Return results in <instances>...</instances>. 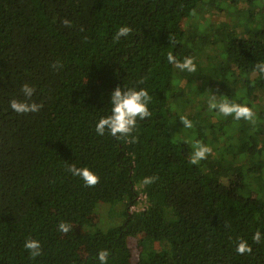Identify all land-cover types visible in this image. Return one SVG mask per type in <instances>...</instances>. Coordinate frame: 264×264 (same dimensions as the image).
<instances>
[{
    "label": "trees",
    "instance_id": "1",
    "mask_svg": "<svg viewBox=\"0 0 264 264\" xmlns=\"http://www.w3.org/2000/svg\"><path fill=\"white\" fill-rule=\"evenodd\" d=\"M203 6L219 13L237 7L242 18L222 33L212 22H194ZM122 26L132 32L115 40ZM169 52L180 62L206 61L213 73L205 83L229 102L253 106L257 142L233 152L212 137L207 159L189 163L193 151L173 138L169 121L173 106L188 102L187 91L174 88L183 71L168 62ZM258 63L264 0H0V264H100L105 249L107 264H264ZM26 83L35 88L32 101L44 106L18 114L10 101L25 99ZM116 87L144 88L152 97L151 117L138 119L132 133L135 143L95 130L111 114ZM207 129L192 141L206 144ZM72 164L90 169L99 183L87 186L67 171ZM145 177L158 179L144 185ZM101 205L119 206L121 222H90ZM60 223L72 230L61 232ZM257 230L259 244L252 240ZM138 237L164 249L133 256L129 239ZM28 239L40 242V256L24 248ZM241 239L251 254L236 252Z\"/></svg>",
    "mask_w": 264,
    "mask_h": 264
},
{
    "label": "rangeland",
    "instance_id": "2",
    "mask_svg": "<svg viewBox=\"0 0 264 264\" xmlns=\"http://www.w3.org/2000/svg\"><path fill=\"white\" fill-rule=\"evenodd\" d=\"M237 7H233L231 13L226 10L218 12L213 10L209 6H203L199 12H196L194 17V22L201 25H207L209 22L214 23L217 26L219 32L231 31L233 24L241 20L242 17L238 16ZM193 22V23H194ZM220 44V43H219ZM201 61V59L199 60ZM220 61V58L217 59ZM197 71L190 73L183 71L181 75H175L173 77L174 88L184 89L186 92L185 98H188L187 105L182 109L181 104H176L173 106V113L169 114V121L173 127V138L174 139H186L189 143L191 151H193V145L195 142L192 141L193 137L205 127L207 133L210 135L206 140V145L210 146L212 142H216L220 147L227 146L229 149H233V152L237 150L242 144L253 145L258 141L254 135L255 129L257 128V122L253 125L251 122L246 120H235L233 116H223L219 114L216 110H210L208 107V101L212 95L216 96L217 102L227 100L225 96L219 95L217 90H220L217 86H212L211 84L205 83L206 80L212 77L213 71L206 68L203 62H196ZM204 66V67H203ZM243 102H246L245 100ZM252 108L253 106L250 105ZM192 121L193 127L191 129L185 128L181 119L178 120L176 115H183ZM257 118V117H256ZM257 120V119H256ZM180 122V125H179ZM261 122V121H259ZM205 131V130H204ZM214 138L212 142H209ZM264 140V136L257 144V148L261 147V143ZM216 147L215 144L211 145ZM225 153V152H224ZM257 156L260 153L256 152ZM253 159H256V156ZM259 163L264 166V158H262ZM246 165L251 166L252 162L247 161ZM263 186L264 192V180L260 182ZM262 196V194L259 193ZM264 196V195H263ZM142 199V194L139 195L138 199ZM142 201V200H141ZM142 207V203H139ZM119 211V206L112 205H101L98 207L96 212L91 215L90 222L97 224L99 226H105L110 223H120L121 219L115 213ZM112 225V224H110ZM94 227H81L74 226V231H92ZM129 245L133 256L139 255L141 252L149 251H159L164 249V243L161 241H146L143 237L131 238L129 239Z\"/></svg>",
    "mask_w": 264,
    "mask_h": 264
},
{
    "label": "clouds",
    "instance_id": "3",
    "mask_svg": "<svg viewBox=\"0 0 264 264\" xmlns=\"http://www.w3.org/2000/svg\"><path fill=\"white\" fill-rule=\"evenodd\" d=\"M61 23L65 26L71 27V22L68 19H63ZM131 32L132 29L130 26H122L116 32L114 39L119 40L121 37L128 36ZM167 59L170 64H174L181 71H187L190 73L197 71L196 63L194 58L191 56L185 57L183 62H180L171 52H169ZM53 67H60L59 62L53 64ZM256 71L260 74H264V63H258L256 65ZM21 90L25 99L11 100V109L18 114L39 112L44 105L42 102L36 103L35 101H32L35 88L26 83L22 86ZM151 99L152 97L149 95V92L144 88L139 90L135 88L121 90L120 87H116L111 94V114L99 119L95 127L97 134L102 136L107 131L117 140H124L126 143H135L137 138L133 136L132 133L137 127V120H144L152 115L148 107ZM208 107L210 110H216L223 116H233L235 120L243 119L251 122L253 125L256 123V113L247 105L229 102L227 100L217 102L216 96L212 95L208 101ZM181 121L185 128L191 129L193 127L192 121L187 117H181ZM193 149V153L189 159V163L192 165H198L201 161L207 159V157L212 153V148L199 140L194 143ZM67 171H69L73 176L82 178L84 183L89 187H94L99 183V177L87 167L79 168L75 164H72L68 166ZM156 179H158V177H145L143 184H151L155 182ZM58 227L63 233H68L72 230V226L66 223H60ZM252 240L253 243H261L262 234L259 230L254 233ZM24 248L29 251L32 258L41 255V244L38 240H26ZM235 250L241 255L245 253H252V247L247 243V241L242 239ZM108 257L109 251L107 249L101 250L98 253V260L100 261V264H107Z\"/></svg>",
    "mask_w": 264,
    "mask_h": 264
},
{
    "label": "built area",
    "instance_id": "4",
    "mask_svg": "<svg viewBox=\"0 0 264 264\" xmlns=\"http://www.w3.org/2000/svg\"><path fill=\"white\" fill-rule=\"evenodd\" d=\"M143 198H144V196H143ZM134 208L132 207V210H133Z\"/></svg>",
    "mask_w": 264,
    "mask_h": 264
}]
</instances>
